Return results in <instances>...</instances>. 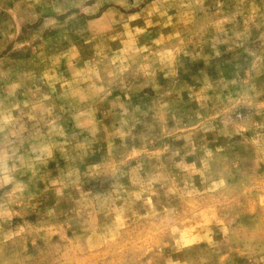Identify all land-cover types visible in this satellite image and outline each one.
Listing matches in <instances>:
<instances>
[{
  "label": "clouds",
  "instance_id": "9594fccd",
  "mask_svg": "<svg viewBox=\"0 0 264 264\" xmlns=\"http://www.w3.org/2000/svg\"><path fill=\"white\" fill-rule=\"evenodd\" d=\"M10 11L0 264H264V0Z\"/></svg>",
  "mask_w": 264,
  "mask_h": 264
},
{
  "label": "rangeland",
  "instance_id": "374dc122",
  "mask_svg": "<svg viewBox=\"0 0 264 264\" xmlns=\"http://www.w3.org/2000/svg\"><path fill=\"white\" fill-rule=\"evenodd\" d=\"M148 2V0H146ZM14 0H0V28L6 27L8 24L13 23V13L10 9L13 8ZM223 5L224 10H229L233 4L234 0H205L206 8L208 9L209 13H214L217 11L218 6ZM143 7V5H141ZM137 23V22H133ZM142 23V21L140 22ZM33 30V26L28 23L21 24V32L24 34L25 38L28 34L31 33ZM257 35L254 31V36ZM223 47V46H221ZM55 239V237H54ZM38 243L43 247L42 242L38 241ZM30 251H34L30 247Z\"/></svg>",
  "mask_w": 264,
  "mask_h": 264
}]
</instances>
